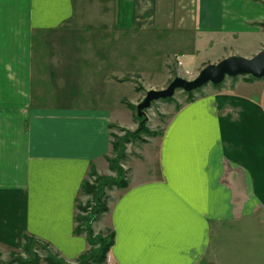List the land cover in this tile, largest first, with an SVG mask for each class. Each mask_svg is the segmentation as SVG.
Here are the masks:
<instances>
[{"label": "crops", "instance_id": "obj_1", "mask_svg": "<svg viewBox=\"0 0 264 264\" xmlns=\"http://www.w3.org/2000/svg\"><path fill=\"white\" fill-rule=\"evenodd\" d=\"M93 23L111 25L108 40ZM141 29L167 35L172 55L234 45L248 58L263 47L264 0H0V248L32 236L68 263L89 249L74 232L81 184L91 168L112 175L111 125L132 131L116 115L133 121L138 105L136 56L114 64L111 41L141 47ZM151 138L154 168L138 151L92 224L114 235L103 264H233L232 238L252 253L243 264H264V78L206 85Z\"/></svg>", "mask_w": 264, "mask_h": 264}, {"label": "rangeland", "instance_id": "obj_2", "mask_svg": "<svg viewBox=\"0 0 264 264\" xmlns=\"http://www.w3.org/2000/svg\"><path fill=\"white\" fill-rule=\"evenodd\" d=\"M90 1V0H89ZM83 22H87L86 19L83 17ZM101 24V23H99ZM103 25V24H102ZM90 28H93L95 30V33L93 34L95 41L101 40H108V37L110 35L105 34L107 31V28L111 27L108 26H95L94 23L90 24ZM99 30L101 33L97 32L96 30ZM92 30V29H91ZM104 34V35H103ZM161 36V38L158 39V43H156L154 40L158 38V36ZM167 36V35H166ZM165 35H161V33H157L154 30H140L138 33H136V44L141 42V47H136V49H133L131 45L133 44H122L114 40L116 37H114L111 41V61L114 62V64H128L130 60V55L136 56V59L130 60L131 62H136L135 65L137 72H139L140 77L136 76L134 83H135V89L138 88V93H136L137 97V104L141 103L143 99L145 98L146 92L150 89L155 88L156 90H162L165 89L170 82L176 78L180 77L186 80H192L197 76L199 71L204 68L205 66L209 64H215L219 62L220 60L224 59L225 57L231 55V53H237L240 50L238 47L236 48L230 46L229 48H223V47H216L210 50H205L204 53H200L198 56L191 57L188 54H183L182 56H178L176 54L172 55L165 44ZM189 38V42L191 41V36L189 34L187 35ZM80 40V39H79ZM172 40V39H171ZM170 40V41H171ZM106 42V41H103ZM193 42V41H191ZM130 43V42H129ZM250 46V44L248 45ZM248 46H240L241 51L248 52L249 47ZM264 46V43L262 44ZM168 53H166V52ZM100 52V51H99ZM157 52V54H156ZM187 52V51H185ZM181 52H179L180 54ZM237 55V54H236ZM133 59V57H131ZM156 60L158 61V66L161 64V67L159 69L155 70L156 67L155 64H152V68H148L147 65H150L149 62L156 63ZM155 65V66H154ZM168 67L167 69L164 67ZM262 79V78H261ZM232 80H242V81H251L252 78L250 76H238V77H226L224 79V82L232 81ZM220 84V86L222 85ZM213 87L214 84H207ZM206 85L191 91V92H185L183 90L177 89L172 97L165 98V99H159L154 100L151 102L150 107L143 110V115L138 116L136 105L131 108L132 110V119L131 115L128 113L126 109L124 111L119 112L116 116L119 118L120 122L124 127L127 129H133L130 131V133H134L137 126H134V122L139 124L140 120L139 118L145 119V131H141L140 133L136 134L135 136H127L125 135V131L121 130L122 128L115 127L113 128L111 134L112 139L111 142L114 144L117 142L118 138L125 137L123 142L121 143V147H119L118 152L112 151L111 156L108 159H115L121 156L119 159V166L124 171V176H126L128 169L125 168L128 164V162H133L137 158H139L138 151H140L141 154H147L146 158H141V160H144L145 162V168L148 170L151 168H154L155 166V150L151 146H146V143H148L149 139H152L150 136L151 132L161 133L163 126L165 125L171 111L173 108H179L180 105L184 102H188L189 100H193L194 98L202 95V89ZM121 93L125 95L127 100L132 101L133 100V94L129 89V86H124L121 89ZM138 117V118H137ZM158 134V135H159ZM118 143V142H117ZM149 147L151 149H149ZM148 149V151L146 150ZM138 149V150H137ZM124 154V157H123ZM123 157V158H122ZM107 159V162H108ZM109 165V163H108ZM130 168V166H129ZM131 171V170H130ZM133 171V166H132ZM110 179L118 180L117 173L115 171H112V175L108 176ZM88 181L90 183H97L95 178L89 177ZM111 183V182H109ZM96 185V184H94ZM106 185L105 187H102L103 192L105 193L108 199L111 197L109 196V191L112 189H119L118 187ZM81 197L77 200V205L81 207L87 208L90 204L93 203V198L89 195H85L81 193ZM114 195V194H112ZM89 209V208H88ZM77 215H84L85 213L77 210ZM102 217V215H101ZM100 217V218H101ZM99 218V219H100ZM104 221V220H102ZM93 224V223H92ZM77 225V224H76ZM101 234L103 237L107 236L109 234L110 229L106 228L105 230H101ZM100 231V232H101ZM95 233V232H94ZM227 245H225V249L230 252L229 258H231L233 264H243L247 260L252 259V253L247 252L244 250L243 247H241L242 243L238 242V238H232L231 241L229 239H226ZM256 240V237L253 238V241ZM41 241H37L33 248L36 249L37 254L41 257L46 256L48 253H52L49 248L44 246ZM21 257L26 258V254L23 253V250L20 251H11L9 252L8 249L0 248V264H5L13 257ZM107 263V261H106ZM109 263V262H108Z\"/></svg>", "mask_w": 264, "mask_h": 264}, {"label": "trees", "instance_id": "obj_3", "mask_svg": "<svg viewBox=\"0 0 264 264\" xmlns=\"http://www.w3.org/2000/svg\"><path fill=\"white\" fill-rule=\"evenodd\" d=\"M252 78V77H251ZM252 80H255L252 78ZM221 84V83H220ZM217 84L215 86H219ZM138 91V88H136ZM190 101V100H189ZM138 118V117H137ZM140 122L137 125L134 133H130L129 130L121 129L125 131V135L127 136H135L141 131H145V119L139 118ZM111 128H115V126L111 125ZM159 133L151 132L150 136L155 137L158 136ZM113 135L111 134V137ZM125 137H121L117 139L116 143L111 142L112 151L118 152L121 147V143ZM121 156L115 159H108L109 168L111 171H115L117 173L118 180L110 179L108 176H99L96 171L91 168L88 177L95 178L97 183H90L88 180L83 181L80 187V192L89 195L93 198V203L85 207H81L77 205V210L85 213L84 215L75 216V234H85V238L87 244L89 245V249L83 254L79 255L75 261V263H68L61 257H59L55 253H48L46 256L41 257L37 254V251L33 246L36 243V239L32 236H23V243L21 250L26 254V258H21L19 256L11 258L5 264H103L107 260V254L112 246L114 235L113 232H109V234L103 237L101 234L94 233L92 229V223L96 221L102 214L108 211L107 208V197L103 192L102 187L109 185L108 187L115 186L118 188L127 187V182L125 181L124 171L119 166V159ZM124 157V154H123ZM122 157V158H123ZM121 159V158H120ZM111 182V183H109ZM96 184V185H94ZM89 208V209H88ZM47 247L46 245H44Z\"/></svg>", "mask_w": 264, "mask_h": 264}, {"label": "water", "instance_id": "obj_4", "mask_svg": "<svg viewBox=\"0 0 264 264\" xmlns=\"http://www.w3.org/2000/svg\"><path fill=\"white\" fill-rule=\"evenodd\" d=\"M238 76L264 78V46L248 58L229 55L215 64H209L192 80L176 77L165 89L148 90L143 101L136 106L137 115L142 116L143 110L149 108L152 101L172 97L177 89L191 92L207 84H220L226 77Z\"/></svg>", "mask_w": 264, "mask_h": 264}]
</instances>
